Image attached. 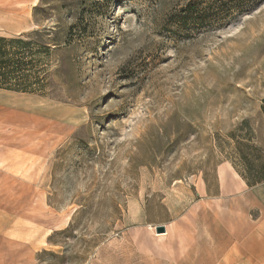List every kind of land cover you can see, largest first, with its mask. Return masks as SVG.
<instances>
[{
  "label": "rangeland",
  "instance_id": "1",
  "mask_svg": "<svg viewBox=\"0 0 264 264\" xmlns=\"http://www.w3.org/2000/svg\"><path fill=\"white\" fill-rule=\"evenodd\" d=\"M0 28L45 84L0 139V264H124L157 226L190 264L218 166L264 175V0H0Z\"/></svg>",
  "mask_w": 264,
  "mask_h": 264
},
{
  "label": "crops",
  "instance_id": "2",
  "mask_svg": "<svg viewBox=\"0 0 264 264\" xmlns=\"http://www.w3.org/2000/svg\"><path fill=\"white\" fill-rule=\"evenodd\" d=\"M25 32V29L6 31L0 28V36L7 38L19 37ZM34 98L36 97L33 95L0 90V139H11V136L17 133L15 123L18 117L24 122L34 120L36 117ZM42 118L45 116L42 115ZM217 181L218 211L208 215L209 218L218 221V227L208 226L202 229V248L195 251L194 245L191 246L190 264H196L195 261L201 258L203 264H214L216 261L218 264L240 262L257 264L261 257L260 253L264 252V182L248 186L229 163L218 166ZM231 202H235L243 221L252 220L251 225L245 227L247 222H244L241 227H236L234 230L227 229L226 220L232 214L229 210ZM164 230L162 234L144 230L147 232L148 243L130 245L129 247L135 250H131L132 255H124L122 262L124 264H185L178 251L167 243L168 228L164 227Z\"/></svg>",
  "mask_w": 264,
  "mask_h": 264
},
{
  "label": "trees",
  "instance_id": "3",
  "mask_svg": "<svg viewBox=\"0 0 264 264\" xmlns=\"http://www.w3.org/2000/svg\"><path fill=\"white\" fill-rule=\"evenodd\" d=\"M30 42L21 36L7 38L0 36V90L18 94L45 96L44 80L38 75L37 51L32 49ZM46 55L51 54L50 48H44ZM32 76V80H31ZM248 186H255L264 182V175L256 172L251 179L242 176Z\"/></svg>",
  "mask_w": 264,
  "mask_h": 264
},
{
  "label": "water",
  "instance_id": "4",
  "mask_svg": "<svg viewBox=\"0 0 264 264\" xmlns=\"http://www.w3.org/2000/svg\"><path fill=\"white\" fill-rule=\"evenodd\" d=\"M155 232H156L157 234H162V233H164V232H165L164 227H162V226L156 227V228H155Z\"/></svg>",
  "mask_w": 264,
  "mask_h": 264
},
{
  "label": "bare ground",
  "instance_id": "5",
  "mask_svg": "<svg viewBox=\"0 0 264 264\" xmlns=\"http://www.w3.org/2000/svg\"><path fill=\"white\" fill-rule=\"evenodd\" d=\"M250 258V257H249Z\"/></svg>",
  "mask_w": 264,
  "mask_h": 264
}]
</instances>
